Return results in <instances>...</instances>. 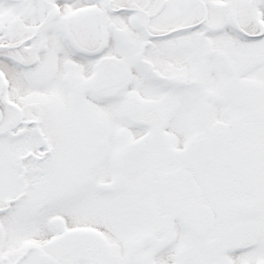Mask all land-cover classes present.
<instances>
[{
    "label": "snow or ice",
    "instance_id": "6c2138e0",
    "mask_svg": "<svg viewBox=\"0 0 264 264\" xmlns=\"http://www.w3.org/2000/svg\"><path fill=\"white\" fill-rule=\"evenodd\" d=\"M0 264H264V0H0Z\"/></svg>",
    "mask_w": 264,
    "mask_h": 264
}]
</instances>
